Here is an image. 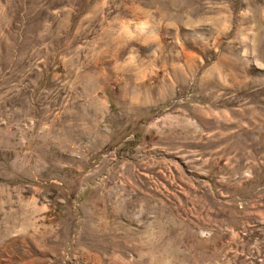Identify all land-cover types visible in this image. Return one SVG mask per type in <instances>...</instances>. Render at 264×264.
Returning <instances> with one entry per match:
<instances>
[{"label":"rangeland","instance_id":"obj_1","mask_svg":"<svg viewBox=\"0 0 264 264\" xmlns=\"http://www.w3.org/2000/svg\"><path fill=\"white\" fill-rule=\"evenodd\" d=\"M0 264H264V0H0Z\"/></svg>","mask_w":264,"mask_h":264}]
</instances>
